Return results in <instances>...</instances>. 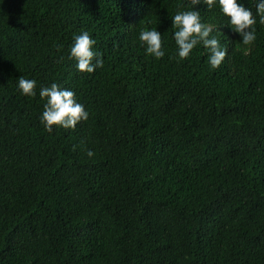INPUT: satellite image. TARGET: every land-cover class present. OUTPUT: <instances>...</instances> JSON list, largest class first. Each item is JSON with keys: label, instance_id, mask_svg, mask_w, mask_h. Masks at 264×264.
Segmentation results:
<instances>
[{"label": "trees", "instance_id": "1", "mask_svg": "<svg viewBox=\"0 0 264 264\" xmlns=\"http://www.w3.org/2000/svg\"><path fill=\"white\" fill-rule=\"evenodd\" d=\"M193 7L226 50L216 68L201 44L176 55L170 17ZM227 19L193 0H0V264H264V25L243 45ZM82 31L91 73L69 57ZM52 82L86 120L45 129Z\"/></svg>", "mask_w": 264, "mask_h": 264}, {"label": "clouds", "instance_id": "2", "mask_svg": "<svg viewBox=\"0 0 264 264\" xmlns=\"http://www.w3.org/2000/svg\"><path fill=\"white\" fill-rule=\"evenodd\" d=\"M201 2L209 9L214 5L218 7L219 12L228 18L224 26L237 34L243 45H249L255 40L253 26L257 23V17L258 22L264 25V0H255V12L245 5V0H193V5ZM170 19L171 25L176 29L172 36L179 59L187 58L191 50L201 44L209 54L210 66L216 68L220 65L225 58L226 50L217 36L211 35L214 26L202 22L200 10L193 7L190 10L176 11ZM147 23L151 24L152 21L148 20ZM138 39L144 46L146 54L154 58H161L165 55L161 32L157 27H142ZM94 45L95 40L87 31L73 36L69 57L76 61L75 66L78 71L91 73L102 65L101 54L94 49ZM36 86L35 79L18 77L17 87L21 94L35 96ZM39 96L46 101L39 119L49 131L53 125L74 128L78 122L88 118V111L75 99V93L69 88L59 86L56 82L48 86L41 85ZM87 155L91 157L94 153L89 149Z\"/></svg>", "mask_w": 264, "mask_h": 264}]
</instances>
